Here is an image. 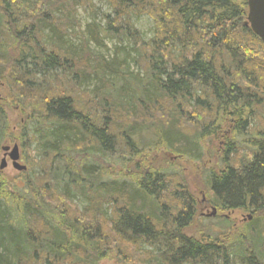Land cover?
<instances>
[{"label":"trees","instance_id":"trees-1","mask_svg":"<svg viewBox=\"0 0 264 264\" xmlns=\"http://www.w3.org/2000/svg\"><path fill=\"white\" fill-rule=\"evenodd\" d=\"M98 2L0 0V84L29 167L11 185L0 174V264H264V217L234 236L187 234L190 188L148 161H200L205 140L222 139L206 192L222 211L261 214L264 43L245 25L246 0ZM7 134L0 104V145Z\"/></svg>","mask_w":264,"mask_h":264},{"label":"rangeland","instance_id":"rangeland-1","mask_svg":"<svg viewBox=\"0 0 264 264\" xmlns=\"http://www.w3.org/2000/svg\"><path fill=\"white\" fill-rule=\"evenodd\" d=\"M94 1L98 6H100L98 0ZM77 13V19L81 24V27H83V25L87 23L89 19L85 15L83 10L78 9ZM134 25L136 29H138L145 35L146 39L149 38L151 33L148 30L152 27V22L149 18H147L146 16H142L138 19H135ZM78 31H80L78 27H75L73 30V32ZM73 42H75V40ZM104 44L105 47L97 48L98 52L101 53L107 60H112L115 57L113 49L114 42L104 41ZM95 84L96 83L92 81L89 83L88 87L92 88ZM9 101V91L3 84H0V104L5 108L6 115L9 119L10 128L12 130V134H7L5 140L1 142L0 162L2 158H5L6 156L5 152L2 150V146H9L10 151L13 145L16 144L18 146L20 155L19 163L26 166V170L24 172H27L29 170V167L27 166L25 158L28 155V148H24L23 146H21L22 132L19 128L20 125L24 124L22 123V115L19 111L18 106L10 103ZM262 125H264V119L262 120L261 118V126ZM222 131L224 134H227L229 131V127H224ZM208 139H212V141L209 142ZM205 141L206 144H204L203 147L205 154L200 161H190L181 156H174L170 152H153L149 154L148 161L152 166L163 169L164 173L176 175L177 177H175L174 180H182L185 184V187L188 186L190 188L196 204V214L191 225L186 229L187 234H190L196 238H202V236L205 235L212 237L218 236L222 232H227L229 235L234 236V233L238 228L247 227L252 221L254 223L256 216H260L261 218H263L264 209L261 211L262 215H257L256 213H251V211L244 210L222 211L213 204L215 202L213 201V199H211V196L209 197L208 193L206 192L207 190L205 189L203 179L204 174L206 175L205 172L208 169H216V157H219V152L224 144L222 142V139H214L213 137L207 138ZM209 151H213L212 156ZM5 159L7 165L4 169L0 170V174L8 181V183L12 182L10 183V185L15 184L14 182H16L20 177L22 171H18L13 168L12 161L8 156ZM133 166V164H130L128 167L127 165L126 167L121 166L120 170L118 166L114 171H110V173L106 174L111 178L126 177V170L128 168L132 170ZM122 170H124L125 172L121 173ZM174 185L175 184H172L171 187L172 190L176 192L177 189H175ZM176 185H179L180 187L182 186L180 182L176 183ZM212 207L217 208V210H215V215H210L212 213ZM226 227H228L229 229H226ZM98 264H116V262L113 260L104 259L99 261Z\"/></svg>","mask_w":264,"mask_h":264},{"label":"water","instance_id":"water-1","mask_svg":"<svg viewBox=\"0 0 264 264\" xmlns=\"http://www.w3.org/2000/svg\"><path fill=\"white\" fill-rule=\"evenodd\" d=\"M247 4V15L245 25H248L251 31L261 39L264 43V0H246ZM9 146H3L2 150L5 155L11 159L12 166L18 171L26 169L25 165L19 163V151L16 144L13 145L12 149L9 151ZM4 155V156H5ZM6 159L2 158L0 162V170L6 167ZM215 214V208L210 215Z\"/></svg>","mask_w":264,"mask_h":264},{"label":"flooded vegetation","instance_id":"flooded-vegetation-1","mask_svg":"<svg viewBox=\"0 0 264 264\" xmlns=\"http://www.w3.org/2000/svg\"><path fill=\"white\" fill-rule=\"evenodd\" d=\"M262 131H263V130H261V135L263 134V132H262ZM213 208H215V210H217V208H216V207H212V209H213ZM214 215H215V214H214Z\"/></svg>","mask_w":264,"mask_h":264}]
</instances>
